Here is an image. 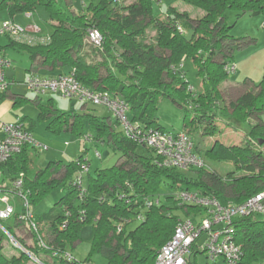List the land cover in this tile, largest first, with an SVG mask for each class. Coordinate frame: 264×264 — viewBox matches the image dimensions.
<instances>
[{
	"label": "trees",
	"instance_id": "1",
	"mask_svg": "<svg viewBox=\"0 0 264 264\" xmlns=\"http://www.w3.org/2000/svg\"><path fill=\"white\" fill-rule=\"evenodd\" d=\"M153 1L91 0L83 11L74 12L64 0H0V8L14 15L44 6L52 33L48 37L32 33L42 38L33 44L11 38V44L26 49L32 61L40 56L44 64L54 68L68 66L69 71L62 73H73L83 85L124 99L131 121L146 130L167 131L158 117L163 97L183 108L184 131L192 139L187 131L191 123H197V131L202 127L203 140L215 136L221 122L239 128L242 122L263 112L264 77L234 100H225L223 93L230 89L225 86L231 72L228 67L247 39L231 33L235 23L230 22L229 11L233 10L237 18L264 15V0H185L199 13L196 17H192V11L178 7L156 14ZM91 29L100 32L99 45L89 42ZM187 59L198 69L201 91L182 69ZM39 116L49 121L51 132L69 130L78 138L85 135L88 119L95 138L112 146L118 158L114 165L100 166L94 174L89 173L87 184L83 180V190L78 176L83 178V164L89 163L83 152L68 163L50 161L37 167L38 147L27 143L0 164L3 192H14L12 183L22 173V192L29 201L25 212L15 209L12 216L0 220V264H95V254H101L109 264H155L159 250L178 223L190 216L203 217L206 212L200 205L181 202V191H196L238 204L264 189L261 119L250 123L246 141L216 137L207 148L201 145L202 140L199 146L194 142L196 153L205 150L208 159L230 161L235 168L224 176L206 165L192 167L189 169L197 176L189 177L183 169L159 164L161 156L151 147L127 138L117 118L93 110L68 113L54 108L51 102L39 105ZM166 186L174 192L167 191ZM57 187L62 195L50 211L32 210ZM169 200L174 203L168 204ZM256 214L236 217L233 222L234 239L243 253L240 264L264 262V219ZM65 221L67 227L62 228ZM86 224L95 227L90 255L83 261L74 257L69 260L68 247L82 239ZM24 226L33 233L31 242L18 233ZM39 238L44 245L39 244ZM8 245L15 253L9 255Z\"/></svg>",
	"mask_w": 264,
	"mask_h": 264
},
{
	"label": "built area",
	"instance_id": "2",
	"mask_svg": "<svg viewBox=\"0 0 264 264\" xmlns=\"http://www.w3.org/2000/svg\"><path fill=\"white\" fill-rule=\"evenodd\" d=\"M157 1L161 2L162 0ZM35 30L34 32H39L38 28ZM0 33L9 35L17 42L28 44L42 40L32 34L29 28L22 27L12 20L4 22ZM101 39L102 36L98 30H90L88 37L90 43L99 45ZM9 65L10 61L6 57L0 56V94L9 89L10 83L5 73L6 67ZM235 68L236 65L232 64L228 70L233 71ZM25 84L38 95L55 93L66 98H76L88 104L92 102L109 108L119 120L125 136L155 150L161 156V160L158 161L161 165L178 169L205 165L196 153L193 139L185 131L170 132L141 128L131 121L128 115V104L124 99L113 97L108 91L83 85L73 73L42 76L31 72L27 75ZM0 129L4 133V137L0 140V164L4 163L11 155L20 152L27 143L37 144L34 141L33 133L20 119L15 122L0 121ZM97 154L101 156L99 152ZM88 170L89 163H84L81 173ZM80 176H78L79 188L83 190V178ZM22 186L23 174L21 173L12 183L14 192H3L0 188V220L7 219L15 213V205L12 203L13 194H19L24 199L25 205H29L28 198L22 192ZM178 196L181 202L200 205L205 208L206 212L197 223L193 217L178 223L172 237L159 250L155 264H192L190 253L196 246L205 252L208 259L212 261L222 259L224 264H240L243 253L241 245L234 239L233 222L236 217L264 211V189L238 204L222 203L216 196L203 195L196 191H181ZM24 217L21 215L20 218ZM219 223L224 225L215 227ZM67 224L65 221L62 228L67 227ZM32 226L36 230L33 224ZM205 232H207L208 238L203 246H199L198 238ZM39 244L44 245L41 238H39ZM66 256L69 260L73 259L70 253H66ZM32 258L40 262L38 258L34 256Z\"/></svg>",
	"mask_w": 264,
	"mask_h": 264
},
{
	"label": "rangeland",
	"instance_id": "3",
	"mask_svg": "<svg viewBox=\"0 0 264 264\" xmlns=\"http://www.w3.org/2000/svg\"><path fill=\"white\" fill-rule=\"evenodd\" d=\"M89 1V0H88ZM90 3V2H89ZM88 3V4H89ZM158 4L156 1L154 2ZM85 7H87V5ZM40 9L38 16H41L39 19L40 24L46 29V25L48 19V13L44 6H39ZM168 7L164 8V10H155L156 13L162 14L165 13ZM166 9V10H165ZM163 11V12H162ZM43 17V18H42ZM229 19L230 22L235 23L231 33L234 36L241 37V36H248L253 38L254 41L250 44H247L241 48H239L234 56L233 63L236 65V70L229 72L228 81H235V82H243L247 77L253 80L252 83L259 84L264 76V15H250L245 14L239 18L236 17V13L233 10L229 11ZM17 23V22H16ZM19 24V23H17ZM20 25V24H19ZM24 27L23 25H21ZM153 34V33H152ZM191 36L189 32L187 34ZM182 69L186 73V78L189 82L195 87L197 91L203 90V82L201 77L198 74V69L194 65L191 59H187L182 64ZM16 88L21 93H25L31 95L32 97L36 96L35 92L29 91L27 86L24 83H16ZM239 91L229 89L223 93L225 100H234L238 95ZM54 96V103L56 107H60L62 110L71 112H84L89 111L86 109L81 108V103L83 101H79L77 99H70L64 98L58 94H51V93H44L41 94L42 103L46 104L49 97ZM88 108L92 109L95 113L101 116H110L113 120L116 119V116L113 111L109 108L95 104L90 102L88 104ZM15 112L20 114H29L36 117V124L35 129L33 131L34 141L37 143L38 146V156H37V165L39 167L46 166L49 161L51 160H63L64 162H68L71 159L76 158L81 152L85 155V158L90 162V171L85 172L83 176L84 184H87L88 176L90 174L95 173V169L99 166L101 167H110L116 163L118 158V154L113 149L112 146L109 144H103L102 142L95 141L91 136L86 137V135H93L94 131L91 128V125L86 119L85 122V131L86 135L78 138L75 134L71 132H61L60 134H54L47 131V120H42L38 118V111L37 105L33 102L26 103L24 105H20L13 109ZM14 111H9L2 119V121L7 120L8 118L13 119ZM158 117L161 125H163L166 129L170 131H177L180 132L182 129L184 130V110L181 108L177 103L173 102L170 98L163 97L159 102L158 108ZM261 120L264 121V111L253 115L250 119L246 122H242L239 127V137L241 142L246 141V137L244 132L249 130L250 123H256ZM226 121V120H225ZM221 129L217 132L215 136H208L202 140V127L199 126L198 131L195 129L197 123H191V125L187 128L193 137L194 142L196 145L199 146L200 141L201 145L204 148L210 147L214 142L216 137H219L223 141H228L225 138L228 135V132L232 131V127L228 124L221 122ZM121 129V126H119ZM186 130V129H185ZM238 130V129H235ZM238 140V141H240ZM230 143L232 141H229ZM236 142V140H234ZM233 142V143H234ZM34 144V143H33ZM141 148V147H140ZM139 148V149H140ZM97 151L101 153V156L97 154ZM98 155V156H97ZM200 158L204 161L206 167H213L215 168L220 174L227 175L229 171L234 169V164L230 161H217V160H210L205 155V150H201L198 152ZM183 172L187 174L189 177H196L197 172L190 169H183ZM8 173V172H7ZM238 173H241L239 171ZM167 187V186H166ZM167 191L174 192V189L168 188ZM62 195V190L60 187L53 189L50 194L44 198L38 205L32 208L33 211L37 213H46L51 210L55 202L60 198ZM13 201L15 199V209L17 212L23 213L25 212V201L19 194H13ZM222 203H224V199H220ZM174 201H168V204L172 205ZM177 213L182 214L183 212L180 209H175ZM192 217V216H190ZM202 216L193 217L194 221L197 223ZM258 219H264V211L259 212L256 214ZM223 223L216 224L215 227L223 226ZM133 226V225H132ZM24 230L23 232L26 233L24 239L26 237L29 238L28 240L32 241L33 233L28 229L26 226L22 227ZM95 235V227L92 224H86L82 228L81 231V240L75 246L68 247V253H70L76 260L83 261L87 256L90 255L91 247L93 238ZM208 238L207 232L203 233L198 238V245L203 246ZM27 241V240H26ZM8 244V243H7ZM10 245H8L9 247ZM7 252L9 255L15 253L12 250V247H9ZM191 260L194 261V264H221L222 262L219 260L214 262L208 259L205 252H198L192 248V252L190 253ZM35 259V258H34ZM33 259V260H34ZM93 261L95 264H109L107 260L101 254H95L92 256ZM37 262L36 260H34ZM27 264H33V262H28Z\"/></svg>",
	"mask_w": 264,
	"mask_h": 264
},
{
	"label": "crops",
	"instance_id": "4",
	"mask_svg": "<svg viewBox=\"0 0 264 264\" xmlns=\"http://www.w3.org/2000/svg\"><path fill=\"white\" fill-rule=\"evenodd\" d=\"M64 1L68 4V7L70 8L71 11L80 12V11H83L84 8H86L85 7L86 4H88L91 0H89V1L88 0H64ZM124 1L132 2L134 0H124ZM155 1L158 4L154 3V6H153L154 13H156L155 12L156 8H157V10H159V9L164 10V8H166V7H168L167 9H169L170 7H178L181 10L192 11V17H196V16L199 15L198 12L194 11L191 7H189V6H187L185 4V2H184L185 0H162L161 2H159L157 0H154L153 2H155ZM39 11H40V9L37 8V10L34 11V12H20V13L12 15L8 11V9L0 8V30H1V28H2V26H3L5 21L12 20L14 22L19 23L20 25H23L25 28H29L31 33H35L34 32V31H36L35 29L38 28L39 32H36V33L40 34L42 37H48L53 31L52 30V26H51L50 22L48 21V19H47V23L49 25H46V29L40 24L39 19L40 20H43V19H41V16L37 17V15L39 14ZM156 14H158V13H156ZM255 16H257V15H255ZM262 25H264V23H262ZM241 37H246L247 38L245 40V45L250 44V43H252L254 41L253 38H250L248 36H241ZM0 56L6 57L10 61V65L8 67H6V70H5L6 77L9 80V83H10L9 89L7 90V92L0 94V121H2V119L4 117H6V115H7V113L9 111H14L13 109L15 107H18L20 105H24V104L30 103V102H33L34 104L37 105L38 118L40 119V116H39V105L40 104H44V103H42L43 100L41 98V95L36 94L35 97H32L31 95L27 94V96H26L25 93H21L20 91L17 90L15 84L16 83H24L25 84V79H26L27 75L29 73H31V72L37 73V74L42 75V76H55V75H57L59 73L69 71L70 68L68 66H57L56 68H54L52 66L46 65V64L43 63V58L40 57V56H37L35 61H32V57H31L30 53L26 49H24L22 47L20 48V47H18L16 45H12L11 44V37L9 35H7V34H1V33H0ZM235 70H236V68H235ZM251 81L253 82V80L251 78H249V77H247L243 82H240V81L239 82H235V81H230V80L228 81L227 80L225 86L229 87L232 90L239 91L240 92L239 95H240V94H242V92L245 89L250 88V87H255V86L258 85V84L252 83ZM29 91H32V90L29 89ZM53 94H55V93H53ZM64 98H66V97H64ZM74 99H76V98H74ZM17 100H18V102H16ZM50 102L53 104L54 108L62 110L60 107H56L55 106L54 96L49 97V99H48L46 104H48ZM81 104H82L81 105L82 109H86V110H89V111L92 110V109L88 108V103L84 102V103H81ZM62 111H64V110H62ZM89 111H84V112H89ZM64 112H67V111H64ZM84 112H71V113H84ZM14 116H15V118H13V119L8 118L7 120L2 121V122H15L16 120H18L20 118H25V120L23 119L24 123L26 124V126H28L31 129V132L33 133V131L35 129V124H36V117H34L32 115H29V114H24L23 115V114L15 112V111H14ZM108 117L110 119H112L110 116H108ZM48 122L49 121L47 120V125H48ZM120 126H121V124H120ZM121 128H122V126H121ZM232 128H233L232 131L228 132L227 136H230V137H232V139H235L237 141L240 140V137H239V133H240L239 130L240 129L239 128H235V127H232ZM46 129L50 133H53L50 130H48L47 126H46ZM119 129H120V127H119ZM235 129H238V130H235ZM167 131H170V130L167 129ZM181 131H184V130L182 129ZM61 132H71V133H73L72 131H69V130H63ZM84 132H85V135H86L85 129H84ZM170 132H175V131H170ZM60 133H54V134H60ZM244 134H245V137H246V132H244ZM86 136H89V137L91 136L95 141L101 142V141H99V140H97L95 138V131H94L93 135H86ZM3 137H4V133L0 129V140ZM33 137H34V135H33ZM246 139H247V137H246ZM103 144H106V143H103ZM33 145H35V144H33ZM98 152L99 151H97V153ZM197 153H198V151H197ZM71 160H73V159H71ZM51 161H62V162H64L63 160H51ZM64 163H66V162H64ZM37 167H39V166L37 165ZM88 171H90V162H89V170ZM12 203L14 205H16L15 204V199L13 201V196H12ZM194 217H199V216H194ZM23 231H24L23 229H19L18 233L20 235H22L23 237H25L26 233L23 232ZM28 239L29 238L26 237V240L28 242H31V240H28ZM194 249H195V251L203 252L197 246ZM219 260L222 262L221 264H224V261L222 259H219ZM219 260H216L214 262H217ZM191 261H192V264H194V261L193 260H191Z\"/></svg>",
	"mask_w": 264,
	"mask_h": 264
}]
</instances>
